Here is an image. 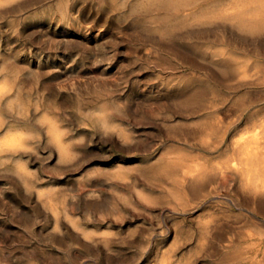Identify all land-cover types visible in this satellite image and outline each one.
I'll return each mask as SVG.
<instances>
[{"label": "rangeland", "instance_id": "obj_1", "mask_svg": "<svg viewBox=\"0 0 264 264\" xmlns=\"http://www.w3.org/2000/svg\"><path fill=\"white\" fill-rule=\"evenodd\" d=\"M152 1L0 0V264H264V192L209 175L264 116V32Z\"/></svg>", "mask_w": 264, "mask_h": 264}, {"label": "bare ground", "instance_id": "obj_2", "mask_svg": "<svg viewBox=\"0 0 264 264\" xmlns=\"http://www.w3.org/2000/svg\"><path fill=\"white\" fill-rule=\"evenodd\" d=\"M181 1H183V0H153L152 1V6L153 7H156V9H157V7H165V9H167V7L166 6H171L172 4L173 5H176L178 2H181ZM120 2V1H119ZM150 2V1H149ZM142 3V2H141ZM236 4V3H235ZM243 7H244V9L241 11H239V12H237V13H229V12H227V9L225 10V11H221V12H216V11H210V12H206V13H204L203 15H200V18L202 17V18H204L205 20H211L212 18H217L218 16L220 17H224V18H227L228 20H236V22H237V24H238V26L240 27V29L242 28L243 30H245L246 32H250L251 34L250 35H254V34H252V33H261V32H264V0H245L244 2H243V5H242ZM180 7V6H179ZM182 7V6H181ZM184 7V6H183ZM238 8V7H237ZM154 10V9H153ZM153 10H151V11H153ZM172 10V9H171ZM218 10V9H217ZM238 10V9H237ZM219 11V10H218ZM147 14V13H146ZM78 15V14H77ZM72 16V15H71ZM74 18H76V17H74ZM169 18V17H168ZM192 18V17H191ZM71 19V18H70ZM82 19H84V18H82ZM90 19V18H89ZM171 19V18H170ZM166 20V19H165ZM168 20V19H167ZM196 20V19H195ZM85 21V20H84ZM80 22V21H79ZM219 22V21H218ZM81 23V22H80ZM175 23V22H174ZM195 23H196V21H195ZM228 23V22H227ZM85 24V23H84ZM214 24V23H213ZM221 24V23H220ZM81 26H82V24H81ZM87 26V25H86ZM185 26V25H184ZM94 27H96V26H94ZM72 28V27H71ZM235 28H237V27H235ZM170 29H172V28H170ZM213 29V28H212ZM214 29H216V28H214ZM82 31H84V30H82ZM75 32V31H74ZM77 32V31H76ZM88 32V31H87ZM71 33V32H70ZM245 33V32H244ZM79 34V33H78ZM89 34V33H88ZM246 34V33H245ZM173 35H174V32H173ZM247 35H249V34H247ZM244 37H245V35H244ZM254 37V36H253ZM223 38V37H222ZM249 38V37H248ZM71 39H73V38H71ZM247 39V38H246ZM21 40V39H20ZM167 42V41H166ZM173 42V41H172ZM21 43V42H20ZM169 43V42H168ZM167 43V44H168ZM174 43V42H173ZM254 43V42H253ZM168 45H171L170 43L168 44ZM176 48V47H175ZM162 50V49H161ZM253 51V50H252ZM263 51V50H262ZM67 55V54H66ZM133 56V55H132ZM56 58V57H55ZM61 58V57H60ZM3 60V59H2ZM19 61V60H18ZM68 61V60H67ZM70 61V60H69ZM68 61V62H69ZM75 61V60H74ZM20 62V61H19ZM18 62V63H19ZM82 62H84V61H82ZM197 62V61H196ZM223 62V61H222ZM22 63V62H21ZM223 63H225V62H223ZM20 64V63H19ZM77 64V63H76ZM99 64V63H98ZM196 64V63H195ZM75 66V65H74ZM77 66V65H76ZM227 66V65H226ZM78 67V66H77ZM228 67V66H227ZM255 67V66H254ZM257 67V66H256ZM47 68V67H46ZM214 69V68H213ZM215 70V69H214ZM37 71V70H36ZM256 71H257V69H256ZM40 72V71H39ZM245 72V71H244ZM253 72V71H252ZM148 73V72H147ZM218 73V72H217ZM75 75V74H74ZM150 75V74H149ZM218 75H220V74H218ZM226 75V74H225ZM30 76V75H29ZM32 76V75H31ZM4 77H6V76H4ZM39 76H37L36 78H38ZM69 77V76H68ZM78 77V76H77ZM222 77V76H221ZM47 79V78H46ZM116 79V78H115ZM229 79V78H228ZM2 80V79H1ZM7 80H9V79H7L6 78V80L4 81V82H6ZM80 80V79H79ZM85 80V79H84ZM117 80V79H116ZM130 80V79H129ZM231 80V79H230ZM21 81V80H20ZM42 81V80H41ZM52 81V80H51ZM57 81V80H56ZM55 81V82H56ZM218 81H220V80H218ZM233 81V80H232ZM240 81V80H239ZM246 81V80H245ZM3 82V81H2ZM27 82V81H26ZM227 82H228V80H227ZM10 83V82H9ZM40 83V82H39ZM57 83V82H56ZM119 83V82H118ZM223 83V82H222ZM238 83V82H237ZM29 84V83H28ZM72 84V83H71ZM75 84V83H74ZM219 84H221V83H219ZM1 85V84H0ZM4 85H5V83H4ZM27 85V84H26ZM70 85V84H69ZM73 85V84H72ZM225 85V84H224ZM71 86V85H70ZM3 87V88H2ZM6 87H7V84H6ZM6 87H4L3 85L1 86V88L2 89H6ZM59 87V86H58ZM75 87V86H74ZM86 87V86H85ZM84 87V88H85ZM236 87V86H235ZM0 88V90H2ZM9 88V87H8ZM65 88V87H64ZM106 88V87H105ZM108 88V87H107ZM110 88V87H109ZM238 88V87H237ZM98 89V88H97ZM101 89V88H100ZM61 90V89H60ZM75 90V89H74ZM111 90V89H110ZM63 91H64V89H63ZM196 91V90H195ZM4 92V91H3ZM16 93H18V92H16ZM126 93V92H125ZM124 93V94H125ZM68 94H69V92H68ZM79 94V93H78ZM103 94V93H102ZM108 94V93H107ZM134 94V93H133ZM260 94H262V93H260ZM28 95V94H27ZM51 95V94H50ZM110 95V94H109ZM117 95H120V94H117ZM116 95V96H117ZM132 95V94H131ZM15 96V95H14ZM69 96H70V94H69ZM102 96V95H101ZM115 96V97H116ZM134 96H135V94H134ZM17 97V96H16ZM103 97V96H102ZM133 97V96H132ZM29 98V97H28ZM97 98V97H96ZM104 98V97H103ZM11 99V98H10ZM21 99V98H20ZM101 99V98H100ZM132 99V98H131ZM14 100V99H13ZM42 100V99H41ZM90 100V99H89ZM113 100V99H112ZM11 101H12V99H11ZM122 101V100H121ZM136 101V100H135ZM248 102V101H247ZM7 103V102H6ZM8 103H9V101H8ZM18 103V102H17ZM35 103V102H34ZM37 103V102H36ZM121 103V102H120ZM125 103V102H124ZM103 104V103H102ZM122 104V103H121ZM120 105V104H119ZM6 106H8L7 104H6ZM16 106H17V104H16ZM37 106V105H36ZM63 107V106H62ZM102 108H104L103 106H101ZM118 107V106H117ZM11 107H9V109H10ZM36 108V107H35ZM232 108V107H231ZM111 110L113 109V108H110ZM116 109V108H115ZM119 109V108H118ZM35 110V109H34ZM33 110V111H34ZM37 110V109H36ZM103 110V109H102ZM110 110V111H111ZM18 111V110H17ZM46 111V110H45ZM202 111V110H201ZM19 112H20V110H19ZM43 113V112H42ZM225 113V112H224ZM87 114V113H86ZM106 114V113H105ZM145 114V113H144ZM20 115V114H19ZM42 115V114H41ZM103 115H104V113H103ZM118 115V114H117ZM135 115V114H134ZM137 115H139V114H137ZM143 115V114H142ZM223 115V114H222ZM82 116V115H81ZM97 116H99L100 117V114L99 115H97ZM104 116H106V115H104ZM9 117V116H8ZM40 118H41V116H39ZM43 117V116H42ZM47 117V116H46ZM51 118H52V116H50ZM122 117V116H121ZM134 117V116H133ZM137 117V116H136ZM170 117H172V116H170ZM169 117V118H170ZM243 117V114H241V116H240V118H242ZM45 118V117H44ZM50 118V119H51ZM117 118V117H116ZM120 118V117H119ZM126 118V117H125ZM13 119V118H12ZM42 119V118H41ZM70 119V118H69ZM139 119V118H138ZM43 120V119H42ZM115 120V119H114ZM167 120V119H166ZM53 121V120H52ZM118 121V120H117ZM138 121V120H137ZM175 121H176V119H175ZM223 120L221 119L220 120V122H222ZM37 122V121H36ZM144 122V121H143ZM48 123V122H47ZM56 123V122H55ZM40 124V123H39ZM54 124V123H53ZM58 124V123H57ZM249 124L251 125V131L249 132V133H251V134H247V135H242V136H239V137H236L235 135H233V138H232V140L230 141V146H229V153H230V156H229V158L227 159V161L225 162V163H220V164H218V165H216L215 167H214V173H209V175H211L213 178H220V177H222L227 171H230L233 175H234V177H235V179L236 180H241V182L243 183V187H246V188H254L255 190H258V191H260V192H264V158H263V156H262V154H261V150H260V146H261V144H262V140L264 139V116L262 117V116H259L258 114L257 115H253L252 117H251V120H250V122H249ZM58 125H60V124H58ZM117 125V124H116ZM53 126H57V125H53ZM82 126V125H81ZM106 126H108V125H106ZM113 126V125H112ZM85 127H88V126H85ZM109 127V126H108ZM54 128V127H53ZM59 128V127H58ZM64 128V127H63ZM62 128V129H63ZM107 128V127H106ZM106 128L104 129L105 130V133H106ZM115 128V127H114ZM249 128V127H248ZM4 129H5V127H4ZM60 129V128H59ZM110 129H111V127H110ZM107 130H109V128H107ZM5 131V130H4ZM6 131H10V130H6ZM50 131V130H49ZM248 131V130H247ZM20 132V131H19ZM18 132V133H19ZM41 132V131H40ZM82 132V131H81ZM196 132V131H195ZM246 132V131H245ZM5 133V132H4ZM16 133H17V131H16ZM22 134V133H21ZM107 134V133H106ZM106 134H104V135H106ZM5 135V134H4ZM27 135V134H26ZM28 136V135H27ZM27 136H25L26 138H29V136L27 137ZM89 136V135H88ZM132 136V135H131ZM138 136V135H137ZM136 136V137H137ZM144 136V135H143ZM6 137H8V136H6L5 135V138L4 139H6ZM14 137V136H13ZM15 137H17V135L15 136ZM121 137V136H120ZM105 138V137H104ZM108 138V137H107ZM4 139H2V140H4ZM8 139V138H7ZM22 139V138H21ZM96 139V138H95ZM120 139V138H119ZM17 140L18 139H16V138H12V139H10V140H7L8 141V143H10V144H8V145H6V143H5V145L6 146H11L12 144L15 146V148L17 147V149L20 147L21 148V146H16V143L19 145V142H21L20 141V139H19V141L17 142ZM6 141V142H7ZM70 141H71V139H70ZM137 141V140H136ZM173 141V140H172ZM1 142V141H0ZM3 142V141H2ZM136 143V142H135ZM216 143V142H215ZM206 144H208L209 145V147H210V145H212V142L211 141H207L206 142ZM13 145H12V147H13ZM98 145V144H97ZM2 146V145H1ZM0 146V147H1ZM4 146V145H3ZM9 146V147H10ZM26 146H28L27 144H26ZM165 146V145H164ZM23 147V146H22ZM8 148V147H7ZM24 148V147H23ZM22 148V149H23ZM224 148V147H223ZM10 149V148H9ZM12 149V148H11ZM21 149V150H22ZM66 149V148H65ZM28 150V149H27ZM31 150V149H30ZM97 151V150H96ZM101 151V150H100ZM22 152H24V151H22ZM26 152V151H25ZM28 152V151H27ZM47 152V151H46ZM169 152V151H168ZM41 153V152H40ZM82 153H84V152H82ZM86 153V152H85ZM70 154V153H69ZM75 154H76V152H75ZM74 154V155H75ZM87 154V153H86ZM85 154V155H86ZM45 155V154H44ZM73 155V154H72ZM71 155V156H72ZM73 155V156H74ZM78 155V154H77ZM70 156V155H69ZM160 156V155H159ZM166 156V155H165ZM17 157V156H16ZM54 158V157H53ZM104 158V157H103ZM14 159H15V156H14ZM167 159H169V158H167ZM4 160H6V159H4ZM69 160V159H68ZM110 160V159H109ZM179 160V159H178ZM19 161V160H18ZM103 161V160H102ZM105 161V160H104ZM156 161V160H155ZM181 161V160H180ZM218 161V160H217ZM51 162V161H50ZM16 163H19V162H16ZM38 163H40V162H38ZM103 163V162H102ZM180 163V162H179ZM183 163V162H182ZM194 163V162H193ZM43 164V163H42ZM48 164V163H47ZM75 164V163H74ZM141 164V163H140ZM20 165V164H19ZM22 165V164H21ZM88 165V164H87ZM116 165H117V163H116ZM119 165V164H118ZM127 165V164H126ZM144 165V164H143ZM143 165H141V166H143ZM192 165V164H191ZM41 166V165H40ZM43 166H44V164H43ZM113 166V165H112ZM136 166H137V164H136ZM206 166V165H205ZM15 167H17V171H18V165H16ZM202 167V166H201ZM34 168V167H33ZM85 168V167H84ZM84 168H82V169H84ZM39 169V168H38ZM20 170V169H19ZM24 170V169H23ZM22 170V171H23ZM132 170V169H131ZM210 170V169H209ZM212 170V169H211ZM82 171H84V170H82ZM4 172V171H3ZM32 172V171H31ZM40 172V171H39ZM108 172V171H107ZM204 172V171H203ZM23 173V172H22ZM198 173V174H197ZM27 174V173H26ZM55 174V173H54ZM85 174V173H84ZM187 174H189L188 176H186V174H185V176L188 178V179H190V178H193V179H190L191 181H192V183H196L195 181H197L195 178H199L201 175H202V170L200 169V171L199 170H191V171H188V173ZM204 174V173H203ZM11 175V174H10ZM25 175V174H24ZM69 175V174H68ZM82 175V174H81ZM141 175V174H140ZM208 175V176H209ZM12 176V175H11ZM16 176V175H15ZM92 176V175H91ZM143 176V175H142ZM203 176H205V175H203ZM16 177H18V176H16ZM21 177V176H20ZM19 177V178H20ZM48 177V176H47ZM54 177V176H53ZM96 177V176H95ZM14 178V177H13ZM51 178V177H50ZM179 178V177H178ZM205 178V177H204ZM82 179V178H81ZM97 179V178H96ZM119 179V178H118ZM182 178H180L179 180H181ZM50 180V179H49ZM125 180V179H124ZM179 180H177V181H179ZM205 180V179H204ZM2 181V180H1ZM68 181V180H67ZM99 181V180H98ZM128 181H130V180H128ZM173 181V180H172ZM190 181V182H191ZM81 182V181H80ZM121 182V181H120ZM198 182V181H197ZM203 182V181H202ZM22 183V182H21ZM161 183V182H160ZM165 183V182H164ZM163 183V184H164ZM167 183V182H166ZM171 183V182H170ZM191 183V184H192ZM67 184V183H66ZM81 184V183H80ZM85 184V183H84ZM131 184V183H130ZM149 184V183H148ZM175 184V183H174ZM20 185V184H19ZM19 185H18V187H19ZM26 185V184H25ZM62 185V184H61ZM153 185V184H152ZM197 185V184H196ZM45 186V185H44ZM66 186H68V185H66ZM70 186V185H69ZM68 186V187H69ZM157 186V185H156ZM156 186H154V187H156ZM164 186V185H163ZM180 186H182V185H180ZM30 187V186H29ZM79 187H81V186H79ZM82 187H85V186H82ZM168 187V186H167ZM67 188V187H66ZM74 188V187H73ZM182 188V187H181ZM191 188H192V186H191ZM71 189V188H70ZM82 189V188H81ZM120 189V188H119ZM250 189V190H251ZM27 190V189H26ZM38 190V189H37ZM44 190V189H43ZM52 190V189H51ZM54 190V189H53ZM60 190V189H59ZM87 190V192H89V190L88 189H86ZM142 190V189H141ZM40 191V190H39ZM180 191V190H179ZM252 191H253V189H252ZM41 192V191H40ZM39 192V193H40ZM144 192V191H143ZM143 192H142V194H143ZM152 192V191H151ZM159 192V191H158ZM169 192H170V190H169ZM38 193V194H39ZM46 193V192H45ZM96 193V192H95ZM140 193V192H139ZM153 193V192H152ZM172 193V192H171ZM170 193V194H171ZM85 194V193H84ZM146 194V193H145ZM193 194V193H192ZM41 195H43L42 193H41ZM41 195H39V196H41ZM77 195V194H76ZM89 195V194H88ZM93 195V194H92ZM163 195V194H162ZM194 195V194H193ZM39 196H36L37 198H39ZM86 196V195H85ZM95 196V195H94ZM140 196V195H139ZM146 196H147V194H146ZM181 196V195H180ZM9 197V196H8ZM89 197H91V194H90V196ZM98 197V196H97ZM198 197H200V196H198ZM36 198V199H37ZM47 198V197H46ZM50 198V197H49ZM86 198V197H85ZM92 198V197H91ZM150 198V197H149ZM172 198V197H171ZM195 198V197H194ZM87 199V198H86ZM263 199V198H262ZM79 200V199H78ZM177 200V199H176ZM126 201V200H125ZM157 201H159V200H157ZM231 201V200H230ZM130 202V201H129ZM251 202V201H250ZM256 202V201H255ZM125 203V202H124ZM75 204V203H74ZM187 204V203H186ZM123 206V205H122ZM142 206V205H141ZM163 207V206H162ZM80 208V207H79ZM123 209H124V207H123ZM139 209V208H138ZM54 210V209H53ZM144 210V209H143ZM76 211V210H75ZM146 211V210H145ZM163 211V210H162ZM171 211V210H170ZM51 213H52V211H50ZM58 212V211H57ZM56 212V213H57ZM65 212V211H64ZM78 212V211H77ZM148 212V211H147ZM167 212V211H166ZM65 213H67V212H65ZM118 214H120V213H118ZM53 216H55L54 215V213L52 214ZM164 215V214H163ZM211 216V215H210ZM77 217V216H76ZM122 217V216H121ZM152 218V217H151ZM208 218V217H207ZM210 218V217H209ZM65 219H68V216H67V218H65ZM70 219H72V218H70ZM70 219H68V220H70ZM170 219V218H169ZM198 220H200L199 218H197ZM209 220H211V218L209 219ZM246 221V220H245ZM68 222V221H67ZM57 223V222H56ZM208 223V222H207ZM217 223V222H216ZM232 223V222H231ZM55 224V223H54ZM71 224V223H70ZM205 224V223H204ZM235 224H238V223H235ZM166 225V224H165ZM71 227H72V224L70 225ZM74 226V225H73ZM198 226H200V225H198ZM54 227V226H53ZM76 227V226H75ZM56 228V227H55ZM55 228H53V229H55ZM73 228V227H72ZM77 228V227H76ZM75 228V229H76ZM138 228V227H137ZM137 228H136V230H137ZM208 228V227H207ZM212 228V227H211ZM213 228H214V226H213ZM235 228V227H234ZM234 228H232V229H234ZM74 229V230H75ZM253 229V228H252ZM73 230V231H74ZM135 230V229H134ZM52 231H54V230H52ZM60 231V230H59ZM80 230H78V232H79ZM210 231V230H209ZM76 232V231H75ZM102 232H105V231H102ZM101 232V233H102ZM89 233V232H88ZM170 233V232H169ZM60 234V233H59ZM62 234V233H61ZM79 234V233H78ZM81 234V233H80ZM91 234V233H90ZM92 234H94V233H92ZM96 235H97V233H96ZM101 235H103V234H101ZM114 235V234H113ZM205 236V235H204ZM262 236V235H261ZM86 237H87V235H86ZM101 237V236H100ZM104 237V236H103ZM113 237V236H112ZM117 237V236H116ZM118 238H120V237H118ZM211 238V237H210ZM112 239V238H111ZM114 239V238H113ZM236 239V238H235ZM122 240H123V238H122ZM58 241V240H57ZM87 241V240H86ZM132 241H134L133 239H132ZM210 241V240H209ZM200 242V241H199ZM91 244V243H90ZM163 244V243H162ZM177 244V243H176ZM72 247V246H71ZM105 247V246H104ZM170 247V246H169ZM107 248V247H106ZM109 248V247H108ZM175 248V247H174ZM13 250V249H12ZM240 250V249H239ZM109 251V250H108ZM166 252V251H165ZM170 252V251H169ZM168 252V253H169ZM113 254H114V252H113ZM171 254V253H170ZM179 254V253H178ZM179 256V255H178ZM190 256V255H189ZM188 256V257H189ZM227 256V255H226ZM235 256V255H234ZM163 257V256H162ZM169 257V256H168ZM191 257V256H190ZM170 259H173V258H170ZM177 259V258H176ZM161 262H162V260H161Z\"/></svg>", "mask_w": 264, "mask_h": 264}]
</instances>
